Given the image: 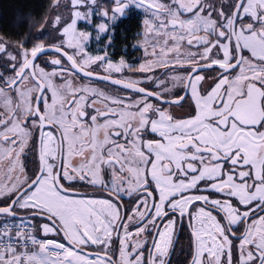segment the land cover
<instances>
[{
	"label": "snow or ice",
	"instance_id": "6c2138e0",
	"mask_svg": "<svg viewBox=\"0 0 264 264\" xmlns=\"http://www.w3.org/2000/svg\"><path fill=\"white\" fill-rule=\"evenodd\" d=\"M111 4L68 0L48 45L0 39V264H173L184 224L190 264H264V0ZM134 8L151 47L140 79L113 78L135 65L89 55L77 24L99 16V39ZM177 87L183 118L166 110Z\"/></svg>",
	"mask_w": 264,
	"mask_h": 264
},
{
	"label": "trees",
	"instance_id": "16d2710c",
	"mask_svg": "<svg viewBox=\"0 0 264 264\" xmlns=\"http://www.w3.org/2000/svg\"><path fill=\"white\" fill-rule=\"evenodd\" d=\"M56 1L0 0V39L11 46L23 44L29 48L38 43L35 37L47 23ZM17 18H22L24 23H18ZM143 22L142 15L132 10L113 25L110 50L114 58L138 55L134 46L143 31ZM49 37L43 41H48Z\"/></svg>",
	"mask_w": 264,
	"mask_h": 264
},
{
	"label": "flooded vegetation",
	"instance_id": "af4514ba",
	"mask_svg": "<svg viewBox=\"0 0 264 264\" xmlns=\"http://www.w3.org/2000/svg\"><path fill=\"white\" fill-rule=\"evenodd\" d=\"M112 35V34H111ZM54 36L52 35V37H49L48 41H43V43L45 45H48L52 42ZM112 41H113V37H112ZM108 42L107 37H103L102 40L96 42L95 40H92V42L90 43V52H92L90 55L95 56L98 53H94V50L96 49L95 46L98 45L99 43H106ZM112 44V43H111ZM102 46V45H101ZM71 51V50H69ZM103 55V54H101ZM54 58V56H45L44 59L45 60H50ZM136 58V57H134ZM133 57H121V58H113L111 61L116 64L115 62H117L120 59H124L126 61H128L130 63V65H132V63H134ZM0 63H3L2 60H0ZM39 66L40 67H44L43 62H39ZM93 68H96L95 65H93ZM46 71H51V67H46L45 68ZM165 70L164 69H160V71L157 73V77H160L163 75V72ZM96 74L97 75H105L104 69L103 68H97L96 69ZM113 78H121L123 77V79L128 80V79H133V78H139V74L136 70L132 69L131 71H124L122 73H113L112 74ZM206 80H208L207 76H206ZM58 82V81H57ZM208 82L210 83V80H208ZM80 83L85 84V85H89L93 88H96L100 91L105 92L106 94H109L111 96H128L130 95L129 90L123 89L121 86L119 85H113L110 82H106V81H102V80H96L93 79L92 81H88L87 79H84L82 81H80ZM183 91H181L178 95V98H180L183 95ZM50 95V93H49ZM187 100V98L185 99V101ZM185 101L181 104H184ZM188 104L191 103V101L187 102ZM98 105H99V101H98ZM173 107H177V110H180V112H175V116L178 118H181L182 116H187L188 114H190L192 112V109L184 106V107H180L179 105H174L172 104ZM28 156L27 160H24L23 156H22V161L27 165L28 168H33L35 166V157L28 152V150L26 149V153ZM29 175H31V172L28 173ZM87 192V194L91 195V194H95V190L92 188H88L85 190ZM125 204V210L128 207L127 204V200L124 201ZM192 207H195V204L192 205ZM219 218V217H218ZM177 232L178 235L176 237H174V241H175V248H174V255L172 256V260H173V264H184L185 261H188L190 264V252L192 251L189 248V244H190V230L188 228V226L186 224L184 225H178L177 226ZM241 233H237V235H240ZM182 246V248H181ZM115 259V258H113ZM234 264H235V258H234Z\"/></svg>",
	"mask_w": 264,
	"mask_h": 264
},
{
	"label": "rangeland",
	"instance_id": "374dc122",
	"mask_svg": "<svg viewBox=\"0 0 264 264\" xmlns=\"http://www.w3.org/2000/svg\"><path fill=\"white\" fill-rule=\"evenodd\" d=\"M60 2H61V7L59 9H56L55 8V5H56L57 1L53 4V6H52V12H51V14H50V16L48 18V21H47V23L42 28V29H46L49 32H51L54 37H56V33H55V30L52 27H50V21L54 18L55 12L57 10L60 11L64 17H67L69 15L68 10L63 7V5L68 2V0H60ZM99 2L101 3V6L103 8H109L110 6L111 7H114V5H111L110 4V1L109 0H99ZM157 2L158 3H164L166 5L168 4V0H157ZM132 10H136L139 14H141L142 17H143V21L145 19H149L150 18V15H151L150 13L145 12L143 9H135V8L134 9H131L130 11H128L127 14H126V16L129 15ZM126 16H124V17H126ZM119 19H121V18H118L116 20V22ZM95 20H96V23H95ZM104 22L105 21L102 20L99 16H93L92 17V23L91 24H85L82 21L81 22H78V24H77L78 31H83V32H86V33H90V37H89V40L87 41V46H86V50H87V52H88L89 55L92 53V52H90V43L92 42V40H95L96 42H98V41L102 40L103 37H107L108 35H110L112 33V27L116 23L115 22L114 24L109 25L110 33H102V34L99 35V39H96L97 34H98V27H95V26H98L99 24L104 23ZM144 32H145V27L143 28V31L141 33H144ZM4 43H5L6 46H11V45H8L6 42H4ZM38 43H43V41H39ZM16 46L17 45H12L9 50L12 51V52H14L15 49H16ZM150 47H151V34H149V36L147 37V40H146V37L144 35H141L140 34V37H139V39L137 40V42L135 43V46H134V49L138 51V53H137L138 55L136 56V58L133 59V60H136V61H134V63H132V65H135V67L133 68L134 70H136L137 68H139V66L145 62L146 54H145L144 49L145 48H150ZM95 48L96 49L94 50V53H98L96 55H101V54L104 55V49L106 48L107 49L108 58L110 60H112L114 58L112 56V52L110 50V45L108 44V42L102 43V44L99 43L98 45L95 46ZM120 60H118L115 63L118 64ZM124 61L127 64H130L128 61H126V60H124ZM159 71H160V69H157V73ZM157 73H156V76H157ZM139 75H140L139 78H133V79H140L141 76H142V74H139ZM157 78H159V77H157ZM181 91L182 90L179 87L174 88L172 90V93L170 94V98L171 99L178 98V95H179V93ZM48 95H49V93H48ZM176 108L177 107H173V105H171L166 110L169 111V112H171L175 116V112H180V110H177ZM183 117H185V116H182L181 118H183ZM113 247H116L115 243H114ZM146 255H147V253H146ZM117 257H118V252H117V254L115 256H113V258L117 259Z\"/></svg>",
	"mask_w": 264,
	"mask_h": 264
},
{
	"label": "water",
	"instance_id": "95a60500",
	"mask_svg": "<svg viewBox=\"0 0 264 264\" xmlns=\"http://www.w3.org/2000/svg\"><path fill=\"white\" fill-rule=\"evenodd\" d=\"M99 76H102V75H99ZM98 80V79H96ZM103 81V80H102ZM186 95H182L180 98H175V99H172L173 101H178V103H173L174 105H180L181 103H183L186 99Z\"/></svg>",
	"mask_w": 264,
	"mask_h": 264
}]
</instances>
